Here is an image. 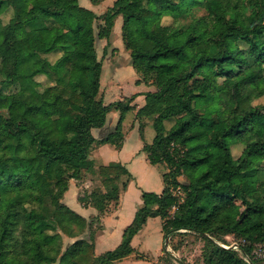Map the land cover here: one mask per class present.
Instances as JSON below:
<instances>
[{"label": "trees", "instance_id": "trees-1", "mask_svg": "<svg viewBox=\"0 0 264 264\" xmlns=\"http://www.w3.org/2000/svg\"><path fill=\"white\" fill-rule=\"evenodd\" d=\"M117 17L135 83L154 89L104 103L95 37L109 39ZM39 74L51 84L39 88ZM111 111L115 127L93 139ZM128 112L139 131L151 117L155 135L141 149L168 170L160 193L141 191L120 243L96 254L93 226L117 207L126 166L98 165L99 186L78 193L98 212L90 219L61 200L92 167L93 142L122 144ZM150 217L164 240L202 239L198 264H264L252 255L264 243V0H114L101 15L79 0H0V264H116ZM63 235L75 240L63 247ZM226 235L244 242L222 247ZM175 260L163 247L154 264Z\"/></svg>", "mask_w": 264, "mask_h": 264}, {"label": "rangeland", "instance_id": "rangeland-1", "mask_svg": "<svg viewBox=\"0 0 264 264\" xmlns=\"http://www.w3.org/2000/svg\"><path fill=\"white\" fill-rule=\"evenodd\" d=\"M114 0H102L100 3L93 5L90 3L89 0H79V4L83 7H86L93 11L96 15H101L102 13L106 12L109 10L110 6L112 5V2ZM10 13L6 12L5 14L2 15V18L4 21H6L9 17ZM121 17H117L114 20L113 28L110 34L109 39H99L95 37V49L97 52V57L101 60L102 62V73H101V78H100V90H99V96L102 97L104 100V103H109L114 100H124L125 97L131 96L133 93V86L137 85L135 81H131V71L133 69L132 65L130 64V58H129V52L127 49H125V46L122 42L121 38V32H120V25H121ZM100 22V20H98ZM51 61L56 57V54H49L47 56ZM129 66V68H128ZM259 67H256V70ZM135 72V71H134ZM36 81L39 83V88H44L47 87L48 85L51 84L50 80L45 76V75H37L35 76ZM144 84V83H140ZM145 87H149V85L144 84ZM151 89L153 90L154 88L151 86ZM135 93H143V92H135ZM142 95V94H139ZM133 103V101H132ZM135 110L137 109L136 105ZM139 108V107H138ZM134 111V110H133ZM116 112V111H115ZM134 113V112H133ZM118 115V112H117ZM133 114L132 112H128L127 118H126V123L127 125H133L129 130H132L134 126L136 127L134 131H132L133 134L136 135L137 140L139 141V137L141 136V139L144 137L143 143L147 142L150 143L155 135V131L152 126V119L151 117H144L141 120L144 121V125L142 130L139 131V120H132ZM118 119V117H117ZM133 121V122H132ZM175 118L174 117H169L166 120H164L163 124L165 127V130H169L170 127L174 124ZM117 123V121H116ZM115 123V125H116ZM115 125L108 130L112 131ZM139 133V135H138ZM93 139V135H91ZM124 137L125 133H123V140L122 144L120 146H114L117 148H120L123 143H124ZM97 140V139H95ZM142 143V145H143ZM134 144V143H132ZM93 145H98L97 143L93 142L91 144V147ZM113 146V145H112ZM133 147V150L135 148L134 145H131ZM90 147V149H91ZM130 147V148H131ZM142 148V147H141ZM90 149H89V154H90ZM140 154L144 153L142 149H140ZM240 152V147H233L232 153L234 157H236ZM123 158L127 156L128 159H131L134 162L135 167L132 170V173L134 176L138 178H142L144 174L143 167H150V163L147 160H142L141 157H139L138 154L134 152H129L125 154V151L122 152ZM89 159H91L89 157ZM92 161V167L89 169V172L86 174L84 180L81 182V184H77L73 179L69 180L68 184V189L65 191L62 197V202L66 204L68 207L73 209L75 207L76 202L83 207L77 200V196L79 192H82V190H87L91 191L92 189L96 188L99 186V177L97 175V167L98 165L96 162L91 159ZM113 163V162H112ZM111 163V164H112ZM118 164H123V162H116ZM152 167H155V170L151 171V174L149 175V180L152 184L157 185L160 182H162V174L168 170V168L162 164L158 163L153 165ZM128 170V169H127ZM129 171V170H128ZM130 173V178L127 181V185L131 180H135V177ZM179 179L184 180V176L179 177ZM163 185V182H162ZM125 190H122L124 192ZM153 192V191H152ZM119 205V203H118ZM117 205V207H118ZM116 207V208H117ZM86 209L89 210L88 216L85 218L90 219L91 217L95 216L98 212L93 208V207H85ZM113 209L109 210L107 213L101 215L100 217H103L104 215H108ZM74 210V209H73ZM76 211V210H74ZM81 215V214H80ZM230 214H224L225 219H229ZM84 217V216H83ZM97 225L93 226V230L91 233V240L95 244V236L97 234V230H99ZM101 226V225H100ZM123 233V232H122ZM89 231H87L84 235H88ZM82 237L80 235L78 238ZM122 238V237H121ZM224 242H219V243H229L232 240H237V238H231L230 240L224 238ZM75 238H70L68 236L63 235L62 237V242H63V247L74 241ZM121 241V240H120ZM120 243V242H119ZM118 243V244H119ZM117 244V245H118ZM161 244V240L159 237L156 235L152 236V244H151V249L155 250L159 248ZM96 245V244H95ZM114 241L112 240L111 243L109 244H103L99 243L97 246H95L96 249V254H100L106 250H109L111 248H114L117 246ZM164 245V246H163ZM175 245H178V250L174 251L173 247ZM203 245L202 239H200L196 234L193 233H183V234H174L169 237H167L165 240L163 239L162 243V249L164 247L165 250H168L175 258V262L173 264H198L200 263V251L201 247ZM156 251V250H155ZM145 255L143 253L137 252L135 254L136 258H141L144 257ZM125 258V257H124ZM123 259V258H122ZM121 259V260H122ZM158 259V258H157ZM156 262V261H155ZM159 264V263H157Z\"/></svg>", "mask_w": 264, "mask_h": 264}, {"label": "crops", "instance_id": "crops-1", "mask_svg": "<svg viewBox=\"0 0 264 264\" xmlns=\"http://www.w3.org/2000/svg\"><path fill=\"white\" fill-rule=\"evenodd\" d=\"M136 79L137 74L132 70L131 81H135ZM150 90H152L151 86L145 87L144 84H137L133 86V93ZM144 101V96L138 95L135 97L132 104H135L138 108L144 104ZM117 117V112L111 111L107 115V119L103 127L92 129L91 134L93 137L95 139L104 137L107 134V131L115 125ZM135 128L136 127L134 126L132 130H127L125 132L124 143L120 148L114 147L108 143H103L93 145L90 149L89 157L93 159L97 165L111 164L112 162V164H117L116 162H123L125 163V166L129 172H131L133 177H135V180H131L129 182L125 191L120 193L118 207L113 209L108 215L100 217L101 226L99 230H97V234L95 236V246H97L99 243L109 244L112 240L117 245L121 240L123 229L132 221L137 207L142 202L141 191H153L160 193L163 188L162 182L154 185L149 180L151 171L155 170V167H152V164H150V167H143L145 172L142 178H138L132 173V170L135 168L132 167V165L134 166L135 161H133L132 158L128 159L127 156H125V158L122 156L123 151H125V154L134 152L138 154L142 160H147L145 153L140 154L144 137L142 140L140 136V140L138 141L136 135L132 133ZM130 144L135 146L134 150ZM73 209L84 217L88 216L90 210L86 209L85 207H81L77 202ZM161 223L162 220L159 217L148 218L143 227L137 234L133 236L131 240V246L134 249L133 253L118 261L116 264H154L155 261H157V258L162 255L161 245L163 243V233L161 231ZM156 234L161 240V244L159 248L155 249V251L151 249V244L152 236ZM137 252L143 253L145 256L136 258L135 254Z\"/></svg>", "mask_w": 264, "mask_h": 264}, {"label": "built area", "instance_id": "built-area-1", "mask_svg": "<svg viewBox=\"0 0 264 264\" xmlns=\"http://www.w3.org/2000/svg\"><path fill=\"white\" fill-rule=\"evenodd\" d=\"M176 208H177L176 204L172 205L170 207V209L168 210V216H172ZM225 238L230 240L231 238H234V236L233 235H226ZM243 242H244L243 239L237 238V240H232L229 243H219V244L225 248L232 247V248L238 249V245L242 244ZM252 255L257 259L264 258V243L255 244L254 248L252 249ZM244 259L247 262H249L248 256H244Z\"/></svg>", "mask_w": 264, "mask_h": 264}]
</instances>
